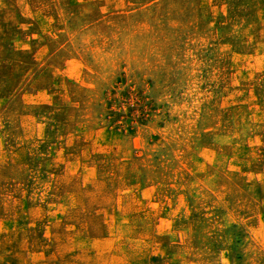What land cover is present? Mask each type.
Here are the masks:
<instances>
[{
	"label": "rangeland",
	"instance_id": "rangeland-1",
	"mask_svg": "<svg viewBox=\"0 0 264 264\" xmlns=\"http://www.w3.org/2000/svg\"><path fill=\"white\" fill-rule=\"evenodd\" d=\"M157 1L125 23L59 3L53 37L24 39L38 78L0 96V264H245L232 240L264 264V0Z\"/></svg>",
	"mask_w": 264,
	"mask_h": 264
},
{
	"label": "crops",
	"instance_id": "crops-1",
	"mask_svg": "<svg viewBox=\"0 0 264 264\" xmlns=\"http://www.w3.org/2000/svg\"><path fill=\"white\" fill-rule=\"evenodd\" d=\"M71 1L72 0H0V96H6L9 98L12 97L13 94L14 100H16V92L19 91L16 89H20L24 82L37 80L38 76L36 74L35 79H33L32 71L34 70V65L31 61H25L22 57V53L24 52V39H33L40 36L48 37L49 33H37L40 26L43 30L46 29L47 32L48 29L51 28L53 37L56 5L61 3L60 7H62L63 17L65 16V11L70 17ZM77 1L80 6L86 3V8H82L81 12L89 15L100 14V8H102V14H107V8L105 7L110 3L113 7L111 21L125 23L128 22L125 15L130 14L129 10H132L135 6L137 7L141 5L143 7L150 4L151 0H106L107 4L104 3L103 0ZM157 2H159V0ZM141 6L139 7L142 8ZM121 9H123V11H120ZM82 20H87V17L84 15ZM100 21L103 20L100 19ZM143 21L144 19L139 22L143 23ZM163 22L166 25V21ZM220 30L221 28H214L216 36ZM117 35L123 37L121 33H118ZM125 35L130 37V34ZM94 36H97V34H94ZM27 51H29V49H27ZM120 52L129 53V49H126L125 51L121 50ZM29 84L31 85V83ZM117 91L118 92L113 94L111 92L109 97L112 99L114 97L116 102L121 101L133 105L132 98L126 95V93H123V91ZM98 97L104 98L105 94H98V96H96L97 101H99ZM90 98L92 97L88 96V101H86V103H90L91 106L92 99ZM107 107L110 108L109 104ZM100 108L104 109V107L96 105L95 113H91L89 110L86 111L85 119L89 121V124L94 126V128L102 130L103 132L105 122L103 121V117L99 114V112L102 114L101 111H98ZM89 112L91 114H89ZM103 115L106 117L104 113Z\"/></svg>",
	"mask_w": 264,
	"mask_h": 264
},
{
	"label": "trees",
	"instance_id": "trees-1",
	"mask_svg": "<svg viewBox=\"0 0 264 264\" xmlns=\"http://www.w3.org/2000/svg\"><path fill=\"white\" fill-rule=\"evenodd\" d=\"M232 250L236 255L240 256L245 260V264H262V262L255 256L248 253L247 248L244 246L243 242L231 241Z\"/></svg>",
	"mask_w": 264,
	"mask_h": 264
}]
</instances>
